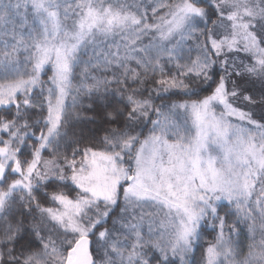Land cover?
<instances>
[{
	"label": "snow or ice",
	"instance_id": "6c2138e0",
	"mask_svg": "<svg viewBox=\"0 0 264 264\" xmlns=\"http://www.w3.org/2000/svg\"><path fill=\"white\" fill-rule=\"evenodd\" d=\"M0 264H264V0H0Z\"/></svg>",
	"mask_w": 264,
	"mask_h": 264
},
{
	"label": "trees",
	"instance_id": "16d2710c",
	"mask_svg": "<svg viewBox=\"0 0 264 264\" xmlns=\"http://www.w3.org/2000/svg\"><path fill=\"white\" fill-rule=\"evenodd\" d=\"M50 75H51V72H48V76H50ZM47 78H48L47 76H44V77H43V79H45V80H46ZM89 115H91V113H89ZM211 238H212L211 236H207V237H206V239H209V240H210Z\"/></svg>",
	"mask_w": 264,
	"mask_h": 264
}]
</instances>
